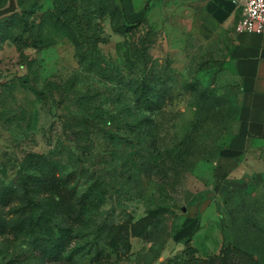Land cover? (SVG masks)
Instances as JSON below:
<instances>
[{"label":"rangeland","instance_id":"1","mask_svg":"<svg viewBox=\"0 0 264 264\" xmlns=\"http://www.w3.org/2000/svg\"><path fill=\"white\" fill-rule=\"evenodd\" d=\"M40 1L37 35L55 7ZM106 1L130 21L126 34L96 21L106 73L50 24L41 49L0 36V190H15L0 199V264H264V167L217 171L240 117L238 21L204 29L192 16L208 0H152L135 24L147 0ZM126 68L159 77L153 117L124 116ZM134 127L145 140L122 135ZM229 191L251 195L247 218Z\"/></svg>","mask_w":264,"mask_h":264},{"label":"trees","instance_id":"2","mask_svg":"<svg viewBox=\"0 0 264 264\" xmlns=\"http://www.w3.org/2000/svg\"><path fill=\"white\" fill-rule=\"evenodd\" d=\"M152 0H147L143 10V16L141 19L135 22L139 24L147 20V14L150 10V3ZM18 14L11 15L9 18L0 22V36H4V40H9L15 44L19 49L23 48H35L41 49L47 45H43V31L47 24H50L53 28L63 33L68 39H70L73 47L76 51V58L81 68H85L89 65V68L97 66L99 71L108 72V65L104 61H100L99 58L94 59L95 51L99 50V46L106 43V40L102 38L103 31L100 25L96 23L98 19L103 20L110 18L113 26V30L116 33L126 34L125 29L130 21L127 18V14L117 4L107 3L106 0H55V7L46 10L41 16V24L39 25V33L37 35L36 22L31 20L40 12L41 1L40 0H16ZM131 52L136 55L135 45H130ZM127 63L134 66L137 60L132 57L130 51L126 55ZM97 62V64H96ZM146 66V65H145ZM135 68V67H134ZM134 69L126 68L125 70L119 69L117 72V78L119 84L123 86L126 91L129 106L125 108L124 116L134 117L137 116L140 120L153 117L155 113L160 110V100L165 94L158 92V85L160 83L159 77H155L154 74L149 75L146 72L147 69L141 70L139 73L133 71ZM123 72V73H122ZM152 73V72H151ZM124 74H127L126 77ZM156 83V87L150 88V84ZM125 94V92H122ZM135 111V113H134ZM142 125L146 127V123L142 122ZM136 131L132 129L122 133L123 136H129L128 139L145 140V132L139 128ZM129 134V135H127ZM139 134V135H138ZM229 143V142H228ZM228 145V144H227ZM226 145V146H227ZM225 146V147H226ZM223 147L220 152L225 148ZM150 151L151 148H145ZM220 155V153H219ZM148 160V156L147 159ZM202 160L201 158L198 159ZM142 165L137 164V168H141ZM17 192V191H16ZM11 193H15V190H0V199L7 198ZM225 203L232 207L234 199H239V205L243 207V213H246L245 218L249 216V212L246 207L248 200L251 198L250 194H245L242 191H229L227 194ZM258 204V202H257ZM261 232L264 231V222H261ZM256 255V254H253ZM259 264V263H257Z\"/></svg>","mask_w":264,"mask_h":264},{"label":"crops","instance_id":"3","mask_svg":"<svg viewBox=\"0 0 264 264\" xmlns=\"http://www.w3.org/2000/svg\"><path fill=\"white\" fill-rule=\"evenodd\" d=\"M195 13L192 19L200 27L220 29L239 21L242 11L232 0H208ZM231 56L240 80V117L235 135L220 152L217 171L227 172L235 164V171L228 170L233 174L249 164L264 167V33L239 34Z\"/></svg>","mask_w":264,"mask_h":264},{"label":"built area","instance_id":"4","mask_svg":"<svg viewBox=\"0 0 264 264\" xmlns=\"http://www.w3.org/2000/svg\"><path fill=\"white\" fill-rule=\"evenodd\" d=\"M241 9V18L236 25L238 34L264 33V0H232Z\"/></svg>","mask_w":264,"mask_h":264},{"label":"water","instance_id":"5","mask_svg":"<svg viewBox=\"0 0 264 264\" xmlns=\"http://www.w3.org/2000/svg\"><path fill=\"white\" fill-rule=\"evenodd\" d=\"M17 11V3L15 0H9V5L5 9L0 11V17Z\"/></svg>","mask_w":264,"mask_h":264}]
</instances>
